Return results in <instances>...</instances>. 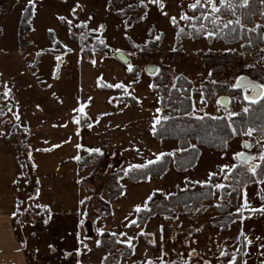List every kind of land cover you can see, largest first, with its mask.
Returning <instances> with one entry per match:
<instances>
[{"label":"rangeland","instance_id":"1","mask_svg":"<svg viewBox=\"0 0 264 264\" xmlns=\"http://www.w3.org/2000/svg\"><path fill=\"white\" fill-rule=\"evenodd\" d=\"M214 2L219 5V0ZM162 3L165 4L164 9L150 3L149 0H144L143 8L129 11L131 6L139 5L140 0H33L32 28L26 33L22 42H19L17 37L19 21L23 10L29 5L28 0H0V9L8 12L7 15L0 16V109L4 118L1 122L4 133L1 135V142L5 155L15 159L14 166H16L12 177H7L6 184L4 182L6 186L2 199L7 204L4 206L7 214L16 226V236L24 246L22 257L18 259L12 256L13 259L7 260V264H69L68 252L62 249L61 244L49 247L46 237L39 244L33 243L34 235H36L33 231L38 228L37 221L40 220H38V212L28 200L33 194L35 176L30 165L24 172L20 164L21 161L28 159V147L33 138L40 143L53 142L50 140L53 138L55 141H60L59 148L52 156L60 162H63V156L73 161V152L64 147L62 141L67 134V127L72 124L73 117L76 115L72 109L79 105L77 97L80 60L92 59L83 54L79 45L73 40L74 37L85 41V45L89 47L93 46L95 40L99 42L103 40L104 44L101 48L106 53L103 54L104 56L120 58L116 56L119 53L128 63L136 65L143 73H146L145 69L148 66L159 69V66L163 65L169 68L171 74L183 75L191 79L195 85L192 90V114L196 117L204 115L227 117L229 113L239 112L243 108L240 100L229 92L216 94L202 105L201 93L197 88V85L202 82L209 80L213 86L218 84L232 88L230 85L236 83V77L243 76L260 84L257 78L241 72L252 64L259 66L257 72H261L260 69L264 66L263 46H258L250 54H244L241 43L233 45H225L217 41L208 43L206 37L176 42L177 29L185 28V19L180 18L181 13L188 19L198 15L197 12L194 13V9L188 7L189 4L195 3V0H162ZM77 4L79 7H76ZM73 8L76 9L75 12L72 11ZM162 12H166V15ZM210 12L211 9L208 13ZM59 17H64V20L61 21ZM173 17L176 19L175 24L171 22ZM223 19L231 20L229 16H224ZM258 25L264 26V22H261L259 15H255L248 28L255 29ZM52 36L59 42V48L63 53L52 50ZM160 37L162 40L158 48L148 44ZM227 51L233 52L235 59L224 72L211 78L202 59L210 54L217 56ZM57 56L60 57L59 62L56 60ZM215 64L217 61L213 60L208 63V66ZM5 87L10 90L7 98L4 96ZM238 92L241 97L245 94L241 89ZM221 95L229 98L228 107L217 103V98ZM16 116H19V120ZM245 142H248L251 147L245 148ZM192 145L200 149V156L194 170L180 175L178 179L170 175L165 180L168 184L167 191L174 193L175 189L186 184L194 185L200 183L193 182L208 181L206 184H211L214 188L212 205L218 203L220 193V189H216L214 185L224 184L225 174L229 173L227 169L222 171L221 166L236 165V158H234L236 152H245L258 158V154L264 151L261 147L264 141L249 138H237L231 141L223 152L196 146L194 142ZM252 163L255 161H249L247 164ZM112 164V168L117 165V163ZM91 169L92 167L86 168L80 172L81 184L84 179H87ZM47 173L51 175L50 171ZM108 173H110L109 169H105L99 181L96 180L87 186L82 184L81 215L94 213L90 211V208L95 210L97 199L105 188ZM210 173L215 175L210 177ZM261 181L259 184L254 182L240 190L236 205L229 211L239 213L240 217L244 218L235 220L227 233L215 234L216 249L219 248L217 256L215 251L208 247L199 249L204 261L210 264H227V260L231 259L233 253L237 257L234 264H261V261H264V209L261 207L264 205V176ZM245 198L249 202L248 206L241 212H237L236 209L244 203ZM13 202L15 206H12ZM13 211L17 212L16 217L11 216ZM216 215L217 213L210 209L205 212L201 220L209 221ZM168 224L170 230L175 228V223ZM241 232L243 235H240ZM42 234L46 236L47 233L42 232ZM238 236L241 237L237 239ZM245 236L247 240L244 239ZM58 237L59 235H56V238ZM166 241L167 243H163V249L168 255L165 258L168 259L171 251L173 255L176 246L173 244L174 241L172 243H169L168 239ZM178 247V252L180 251V255L183 254L181 257L184 258L183 245H177ZM221 251L227 253V256H220Z\"/></svg>","mask_w":264,"mask_h":264},{"label":"crops","instance_id":"2","mask_svg":"<svg viewBox=\"0 0 264 264\" xmlns=\"http://www.w3.org/2000/svg\"><path fill=\"white\" fill-rule=\"evenodd\" d=\"M7 14V11L0 9V16ZM33 19L34 11L31 21ZM117 54L120 56L119 53ZM93 60L95 64H93ZM127 64L128 61L125 58L123 60L111 58L103 54H96L91 60L86 58L80 60L77 98L79 103L84 104V111L83 113L74 112L80 122L79 124L72 122L67 127V134L64 135L62 141L64 147L73 152L74 157H80L81 151L88 148H99L100 152L117 155L120 159L119 164L113 159L106 163V169H109L110 173L116 167L123 171L129 164H143L145 160L154 159V154L170 153L177 150L175 141L158 140L153 135V120L159 117V111H157L159 110V95L148 87L149 84H152V76L139 70L136 75H130L127 71ZM98 78L99 84L97 83ZM111 84H123L125 87H109L108 85ZM125 97L131 98L134 102L123 101ZM70 104L72 105V102ZM3 119V116L0 115V132L3 130L1 124ZM89 124L91 127H88ZM77 129H79L78 132ZM33 139L28 147L27 157L31 160L37 186L33 188V194L28 200L34 209H40L37 211L38 220L41 219L40 212L44 209L48 211L47 223L37 221L39 225L37 224L38 228L33 231L36 232L33 243L39 244L46 237L47 245L61 244L62 249L68 252L69 264H76L77 260L80 261V264H102V262L104 264V258L108 252L95 243L101 236L96 232V228L100 227L104 230L103 234L120 236V233H124L123 237L126 239L131 237L135 241L132 254L129 257L120 256L119 264H133V262L143 264L145 258H150L154 264H159L156 257L163 259L166 264H170L172 261L180 264L181 259L188 260L189 264H205L204 258L199 253V249L202 247L210 248L215 251L217 256L219 248L216 249L215 234L223 235L230 228L226 232H220L219 227L211 224L210 220H201L205 213L193 220L179 214L175 215L172 221L167 222L161 216L156 215L143 225L128 223L129 220H135L134 206L143 204L148 195H152L154 192L165 195L172 193L167 191L168 184L165 181L170 175H174V178L178 179L180 175L194 170L195 167L187 172L179 173L170 165L163 176L149 177L145 181L136 183L121 178L119 183L122 186L123 195L121 194L109 202L111 209L109 215L92 221L86 217L87 214H80L82 188L80 172L84 169L80 168L79 159L71 161V158L63 156V162H60L52 156L59 148L60 141L49 138L53 142L40 143ZM76 144H81L82 147L77 149ZM2 145L0 135V264H7V260L13 259L12 256L18 257V259L22 257L24 253L22 247L24 246L16 236V226L7 214L6 207H4L7 204L2 199L5 184L8 181L7 177H12L16 168L14 166L15 159L5 155L6 152ZM54 145L56 147H53ZM71 152L69 153L71 154ZM112 163H117L116 167L112 168ZM49 171L51 175L47 173ZM110 173H108V177ZM41 180L42 183H40ZM42 184L44 185L42 186ZM156 189L161 191H154ZM100 198L107 200L105 188L101 192ZM13 205L15 206L14 202ZM91 208L90 211L95 213L97 206L95 210ZM126 217L127 219H125ZM81 219L84 220L83 225L80 224ZM168 223H175V228L170 230ZM141 229L147 235H142ZM42 232L47 233L46 236ZM77 234H79V239H77ZM56 235L59 237L56 238ZM161 237H163L162 240ZM166 239L169 243L174 241L173 244L176 246L173 255L171 251L168 259L165 258L168 257L167 254L161 256L159 247L161 243H167ZM149 241H155V244L149 243ZM177 245H183L184 258L181 257L183 254L180 255V251L178 252ZM77 248L80 249L79 254L75 251ZM192 249H195V252L189 256L188 253ZM208 264L210 263L208 262Z\"/></svg>","mask_w":264,"mask_h":264},{"label":"trees","instance_id":"3","mask_svg":"<svg viewBox=\"0 0 264 264\" xmlns=\"http://www.w3.org/2000/svg\"><path fill=\"white\" fill-rule=\"evenodd\" d=\"M231 1V8H224L219 11V21L216 23L212 22V16L205 17L204 13L210 10L206 5L203 8L197 6L193 11L194 13L197 12L198 15L192 19H185V28L177 29L175 34L176 42H180L183 39L198 40L206 37L208 43L214 41L225 45L241 43V50L244 54H250L258 46L264 47V26L258 25L255 30L248 28L252 24V19L255 15H259L261 22H264V2L262 0H249L246 7H241L238 0ZM201 3L204 2L201 0ZM138 8H143V5H133L129 11H135ZM33 9V5H28L21 14L17 34L19 42H22L26 33L32 28ZM224 16H229L232 21H235L237 18L241 19L243 27L234 23L228 24V21L223 19ZM128 20L131 21L130 18ZM207 33L212 34L208 35ZM151 35L152 32L150 33ZM51 38L53 42L52 50L58 53L62 52L59 48V42L54 36ZM73 40L89 59L93 58L95 54H106L103 51L104 49L102 50L101 48L102 44L97 40L94 41L92 47L85 45V41H81L79 38L74 37ZM161 40L162 37L148 44L154 48H158ZM234 59V53L227 51L217 56L210 54L202 60L210 72V77L213 78L224 72ZM213 60H216L217 64L209 67L208 63ZM258 67L252 64L246 70H242L241 73L247 74L252 78H257L260 83H264V66L260 69V73L257 72L259 70ZM137 72L138 68L136 67H133L132 72L128 71L130 75H136ZM152 85H154L153 91L159 95L160 117L153 135L158 140L175 141L177 143V150L171 152L172 155L170 156L165 153L161 161L149 165L146 169H130L127 175L118 168L113 170L105 184L107 200L102 198L97 199L96 212L86 216L92 221L110 214L109 202L118 198L123 190L119 183L121 178H126L136 183L145 181L149 177L163 176L170 165L179 173H184L194 168L199 159L200 150L198 147H189L192 145V142L199 147H204L215 152H223L226 150L228 143L237 138L264 141L260 138L261 131L264 130V97L255 103L247 102L240 96L239 89L218 84L213 86L207 80L197 85L201 93L202 105H205L216 94L229 92L240 100L243 108L241 111L235 112L237 114L235 116L226 117L221 115L220 117H212L204 115L197 118L192 114V90L195 85L191 79L183 75H173L168 67L161 65L159 66V71L152 76ZM123 101L134 102L129 97H125ZM244 108H247L248 111L244 112ZM164 117H167V119H164ZM249 128L255 129L252 136L246 135ZM27 158V160L21 161L20 164L24 172H26L29 165L32 167L31 160L29 157ZM110 159H113L118 164L120 163L119 157L115 154L111 155L104 152L89 153L86 150H82L78 162L80 168L92 167L90 174L87 179L82 181V184L87 186L101 179L106 169V163ZM247 167V163L239 162L236 159V167L226 175L224 187L220 189L218 203L214 205H212L214 201V188L211 184H186L185 187L167 195V199H165V194L154 192L152 200L148 202V210L142 209L141 212L136 213V224L134 225H143L156 215L161 216L167 222L172 221L174 216L179 214L193 220L212 209L217 215L210 219V223L219 227L220 232H226L230 225L240 218L239 213L229 211L230 208L236 205L240 190L256 182L257 179L261 180L263 177H253L250 173H247ZM34 178V187H36L37 179L36 177ZM217 205L220 206L218 207ZM35 210L40 211L38 208ZM40 218L43 223L48 219V211L46 209L40 212ZM99 239L101 240V244L98 247L108 252V255L104 258V264H116L120 256L129 257L132 254L133 249H128L125 243L117 242L127 240L121 235L104 233ZM132 244L135 245L134 240H132Z\"/></svg>","mask_w":264,"mask_h":264},{"label":"snow or ice","instance_id":"4","mask_svg":"<svg viewBox=\"0 0 264 264\" xmlns=\"http://www.w3.org/2000/svg\"><path fill=\"white\" fill-rule=\"evenodd\" d=\"M150 3H154L156 4L160 9H164L165 8V4L162 3V0H149ZM262 2H264V0H262ZM33 3V0H28V4L29 5H32ZM239 3H240V6L241 7H246L249 3V0H239ZM140 4H144V0H140ZM205 5L211 9V12L208 13V12H205L204 15L205 17L207 18L208 16H212V22L213 23H216L217 21H219V11L221 9H224V8H231L232 7V3H231V0H219V5H217L214 0H204V3H201V0H195V3H192V4H189L188 7L189 8H192V9H195L197 6L203 8L205 7ZM76 7H79V5L77 4ZM73 12L76 11L75 8L72 9ZM162 14H165L166 15V12H162ZM234 14V13H233ZM181 19H188V17L186 15H184L183 13H181ZM59 19L61 21L64 20V17H59ZM141 19H143V17H141ZM171 22L173 24L176 23V19L175 17L171 18ZM236 24V25H239L241 27H243V24H242V21L241 19L237 18L235 21H228V24ZM69 24H71V21H69ZM103 28V26L101 25V29ZM252 30H255V29H252ZM51 31V30H49ZM208 35H211L212 33H207ZM100 43L101 44H104V41L103 40H100ZM106 46V45H105ZM119 50H117L118 52ZM122 60L124 59V57L121 55L120 57ZM56 60L59 62L60 61V57L57 56L56 57ZM93 64H95V61L93 60L92 61ZM127 71L129 72H132L133 71V65L131 63H128L127 64ZM147 72H149L150 74H155L157 71H159V69H153V68H147L146 69ZM97 83L99 84V78L97 80ZM109 87H113V88H124L125 86L123 84H111V85H108ZM149 88H153L154 85L152 84H149L148 85ZM230 87L234 88V89H241L245 95H244V99L245 100H248V101H251L253 103H255L257 100H260L262 97H264V83H260V84H257V83H254L250 80H248L247 78L243 77V76H238L236 77V83L234 84H231ZM258 89H260V91H257ZM9 89H7V87H5V91H4V96L5 98H7L8 94H9ZM126 91V89H125ZM90 99V98H89ZM73 112L75 113H83L84 111V104L83 103H79L78 107L76 108H73L72 109ZM159 111V110H157ZM244 112H247L248 109L247 108H244L243 109ZM0 114H2V110H0ZM237 115L235 112H231L229 113V116H235ZM199 118V117H197ZM16 119L19 120V116H16ZM160 117H156L154 118L153 120V128H152V131L155 132L156 131V123L159 121ZM164 119H167V117H164ZM73 122L74 123H77L79 124V119L77 117H73ZM88 127H91V124L88 125ZM79 131V129H77V132ZM235 131V130H234ZM253 131H255V129L253 128H249L246 135L248 136H252V133ZM0 135H4L3 132H0ZM262 140H264V130L261 131V137H260ZM53 147H56V145H54ZM75 147L77 149H80L82 147L81 144H76ZM189 147H194L193 145H190ZM244 147H251L250 144H248L247 142H245L244 144ZM262 148H264V145H261ZM87 152L89 153H92V152H95V153H100V149L99 148H88V149H85ZM178 150H183V149H178ZM30 155V154H29ZM167 155H172V153H167ZM165 156V153L164 152H160V153H157V154H154V159H148V160H145V162L143 164H129L127 166V168L123 169V171L125 172V174L127 175L128 174V171L130 169H146L149 165H152L154 163H156L157 161H161V158ZM234 158H236L237 160L239 161H243V162H248V161H255V163H252V164H248V167H247V173H250L253 177H261V176H264V151H261L259 154H258V158L255 157V156H251V155H246L244 153H241V152H236L234 154ZM73 159H79V157H73ZM35 167V165H33ZM236 165L233 164V165H222L221 166V170L223 171L224 169H227V172H231L233 170V168H235ZM215 175L214 173H210L209 176H213ZM227 175V173L225 174ZM185 179H187V177H185ZM262 181L260 179H257L256 180V183L259 184L261 183ZM193 183H200V184H206L208 183V181H197V182H193ZM214 187L216 189H221L224 187V184L222 183H217L214 185ZM154 191H161L160 189H156ZM123 195V193H121ZM167 195H170V194H166L165 195V199H167ZM257 195H260V193H257ZM152 195H148L146 197V199L144 200L143 204H137L134 206V211L136 213H139L141 212V210H145L147 211L148 208H149V201L152 200ZM81 203H83V201H81ZM248 200L245 198L244 200V203L240 205V207H238L236 209L237 212H241L242 209H245L247 206H248ZM218 207L220 205H217ZM46 207V206H44ZM262 209H264V205L261 206ZM255 209H253L254 211ZM86 215V213H85ZM11 216L12 217H16L17 216V212L16 211H13L11 213ZM244 217L241 216L240 219H243ZM127 219V217L125 218ZM45 223H47L48 221L45 220L44 221ZM129 224H136V220H129L128 222ZM80 224L83 225L84 224V220L81 219L80 220ZM126 227L128 225H125ZM103 229L100 228V227H97L96 228V232L98 235H102L103 234ZM141 234L142 235H147L146 233H144V230L141 229ZM161 231H162V228H161ZM115 235V234H113ZM121 236H124L125 234L124 233H120ZM240 235H243V233L241 232ZM240 237L238 236L237 239H239ZM77 239H79V234H77ZM163 239V237H161V240ZM245 240H247V237L245 236L244 237ZM118 243H125L128 247V249H133L135 247V245L132 244V238L129 237L127 240L125 241H117ZM96 245L99 246L101 244V240L100 239H97L95 241ZM149 243H153L155 244V241H149ZM250 243V241H249ZM49 247H51V245H49ZM160 252H161V256L163 255H166V253L164 252V249H163V244L161 243L160 244ZM76 253L79 254L80 253V249L77 248L75 249ZM195 252V249H192L191 252L188 253L189 256H191L193 253ZM220 256H227V253H225L224 251H221L220 252ZM237 259L236 257V254L233 253L231 259H228L227 260V264H234V261ZM156 260L159 262V264H166V262L161 259L160 257H156ZM76 264H80V261L77 260ZM103 264V262H102ZM116 264H119V261L116 262ZM133 264H135V262H133ZM143 264H154L153 260L150 259V258H145L144 259V262ZM170 264H176L175 261H172L170 262ZM180 264H189L188 260H185V259H181V262ZM205 264H208L207 261H205ZM261 264H264V261H261Z\"/></svg>","mask_w":264,"mask_h":264},{"label":"water","instance_id":"5","mask_svg":"<svg viewBox=\"0 0 264 264\" xmlns=\"http://www.w3.org/2000/svg\"><path fill=\"white\" fill-rule=\"evenodd\" d=\"M118 54H116V56H117ZM119 57H121V56H119ZM126 60V59H125ZM147 68H153V69H157V67H155V66H148V67H146V69ZM146 69H145V71H146ZM146 73L148 74V75H150V76H153V74H150L149 72H147L146 71ZM156 74V73H155ZM154 74V75H155ZM245 78H247V77H245ZM248 80H250V81H252V82H254V83H257L256 81H254V80H252V79H250V78H247ZM258 84V83H257ZM257 91H260V89H258ZM247 102H251V101H248V100H246ZM217 103L220 105V106H223V107H228V105H229V98L227 97V96H224V95H221V96H219L218 98H217ZM248 143V142H247ZM245 144V143H244ZM249 144V143H248ZM245 148H249V147H245ZM241 153H244V154H246V155H248L247 153H245V152H241ZM237 161H239V160H237ZM239 162H242V163H245V162H243V161H239ZM249 162V161H248ZM248 162H246V163H248Z\"/></svg>","mask_w":264,"mask_h":264},{"label":"flooded vegetation","instance_id":"6","mask_svg":"<svg viewBox=\"0 0 264 264\" xmlns=\"http://www.w3.org/2000/svg\"><path fill=\"white\" fill-rule=\"evenodd\" d=\"M259 84V83H258ZM245 95V94H244ZM243 98H244V96H243ZM246 101V100H245Z\"/></svg>","mask_w":264,"mask_h":264}]
</instances>
